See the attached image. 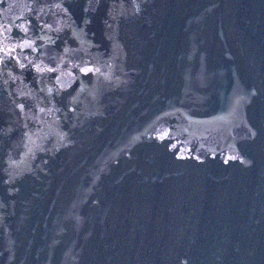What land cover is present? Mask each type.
Wrapping results in <instances>:
<instances>
[{
    "label": "water",
    "instance_id": "water-1",
    "mask_svg": "<svg viewBox=\"0 0 264 264\" xmlns=\"http://www.w3.org/2000/svg\"><path fill=\"white\" fill-rule=\"evenodd\" d=\"M0 264H264V0H0Z\"/></svg>",
    "mask_w": 264,
    "mask_h": 264
}]
</instances>
